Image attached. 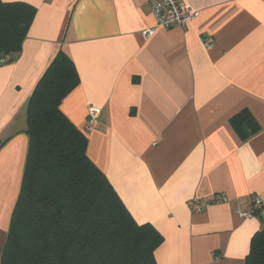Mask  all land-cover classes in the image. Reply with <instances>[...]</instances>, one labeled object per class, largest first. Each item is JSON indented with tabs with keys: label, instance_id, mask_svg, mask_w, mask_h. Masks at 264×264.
Here are the masks:
<instances>
[{
	"label": "crops",
	"instance_id": "obj_1",
	"mask_svg": "<svg viewBox=\"0 0 264 264\" xmlns=\"http://www.w3.org/2000/svg\"><path fill=\"white\" fill-rule=\"evenodd\" d=\"M3 1L37 13L20 55L0 59V264L29 149L28 101L61 48L80 83L60 108L136 221L163 235L157 264H246L264 227V209L237 213L254 195L264 202V0H181L199 16L170 29L149 0ZM92 105L101 113L88 128ZM245 108L261 130L243 140L231 117Z\"/></svg>",
	"mask_w": 264,
	"mask_h": 264
},
{
	"label": "trees",
	"instance_id": "obj_2",
	"mask_svg": "<svg viewBox=\"0 0 264 264\" xmlns=\"http://www.w3.org/2000/svg\"><path fill=\"white\" fill-rule=\"evenodd\" d=\"M36 13L29 3L0 0L2 64L20 55ZM79 83L74 60L61 48L29 98V149L1 264H157L163 235L136 221L88 156L87 136L60 108ZM231 124L243 140L261 130L246 108ZM246 264H264V227L252 236Z\"/></svg>",
	"mask_w": 264,
	"mask_h": 264
},
{
	"label": "built area",
	"instance_id": "obj_3",
	"mask_svg": "<svg viewBox=\"0 0 264 264\" xmlns=\"http://www.w3.org/2000/svg\"><path fill=\"white\" fill-rule=\"evenodd\" d=\"M149 4L157 26L167 29L185 27L199 16L198 11L183 3L181 0H149ZM152 31V29H148L144 32V34L149 35ZM212 42L213 39L210 37L207 41H205V45L210 47ZM100 113L101 109L99 107L93 105L89 107L88 128H92L94 126V123L98 119ZM214 201L225 202L227 201V198L223 195H218ZM189 204L196 211H201L204 208V205H201L195 199L191 200ZM263 209V200L258 195H254L249 209L243 211L238 206L237 213L242 217H253L258 215Z\"/></svg>",
	"mask_w": 264,
	"mask_h": 264
}]
</instances>
